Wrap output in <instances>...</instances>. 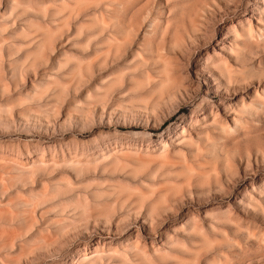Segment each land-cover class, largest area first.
<instances>
[{"label":"rangeland","instance_id":"obj_1","mask_svg":"<svg viewBox=\"0 0 264 264\" xmlns=\"http://www.w3.org/2000/svg\"><path fill=\"white\" fill-rule=\"evenodd\" d=\"M0 264H264V0H0Z\"/></svg>","mask_w":264,"mask_h":264}]
</instances>
